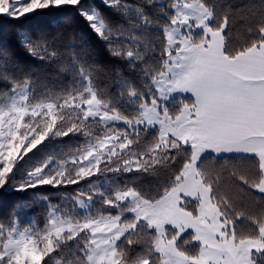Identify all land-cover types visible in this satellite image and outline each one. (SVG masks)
Masks as SVG:
<instances>
[{
    "label": "snow or ice",
    "instance_id": "6c2138e0",
    "mask_svg": "<svg viewBox=\"0 0 264 264\" xmlns=\"http://www.w3.org/2000/svg\"><path fill=\"white\" fill-rule=\"evenodd\" d=\"M100 3L121 21L94 0H0L16 23L74 8L135 76L89 63L83 36L61 51L47 34L18 29L28 56L68 76L53 88L0 43V191L34 193L0 221V264H264V0ZM70 135L79 142L23 167ZM169 168L156 195L128 179ZM226 181L258 195V212L238 207ZM45 186L55 200L36 193ZM36 206L43 226L21 224Z\"/></svg>",
    "mask_w": 264,
    "mask_h": 264
},
{
    "label": "trees",
    "instance_id": "16d2710c",
    "mask_svg": "<svg viewBox=\"0 0 264 264\" xmlns=\"http://www.w3.org/2000/svg\"><path fill=\"white\" fill-rule=\"evenodd\" d=\"M96 5L100 8L105 17L113 23L121 21V18L117 16L111 9L104 8L100 3V0H94ZM135 3L136 0H131ZM212 2V0H210ZM219 2L225 5H232L233 8L243 7L250 3V0H219ZM68 14L72 16V23L69 26H65L63 23H57L56 21L59 17ZM23 28L26 31L32 32L36 35L41 33L47 34L50 38L55 39V44L60 48L61 51L66 49L70 39L75 36L77 40L83 36V42L86 47L91 49L90 54L87 56V61L89 63H95L101 65L109 73H113L116 68L121 69L125 75L129 76L131 79H135L134 74H131L127 70V64L124 61L115 59L111 57L105 49V45L100 41L94 33L88 28L87 23L76 14V11L72 7L64 8L60 12H49L44 13L36 17H28L19 23L10 21L8 17L0 14V43L6 44L13 52L14 58L20 64L23 65L25 70L34 69L35 75L38 77V83L40 81H46L47 85L53 88L60 87L65 81H67L68 76L66 74L60 73L57 69L50 63L41 61L39 59L32 58L16 43L15 33L18 29ZM240 33L239 26L234 32V40L238 38ZM152 37L156 35L153 31L150 34ZM67 57H64L61 63H65ZM9 71H12L9 68ZM109 77L106 75L101 76V84L107 83ZM8 85L0 80V90L6 89ZM80 137L69 136L61 138L55 141L45 142L43 146H39V150H34L26 158L23 167H30L33 164L42 162L47 155L51 153H58L62 149H67L68 146H74L78 143ZM223 160L220 161L222 163ZM233 163L241 165V162L233 160ZM210 163H215V161H210ZM178 167V165H177ZM242 170L246 169L247 164L241 165ZM174 169L169 168L161 170L158 175H141L138 177L129 176V180H135V186L148 193L149 195H156L158 192L162 191L163 186L167 183L169 177L172 175ZM83 186V182L82 185ZM225 189L229 194L236 200L238 207L247 209L249 212H258L257 204L259 202V197L256 194H251L248 192H241L239 188L229 185L226 181ZM61 192H73L75 191V186H70L67 189H61ZM37 194H48L53 197V200L57 198V193L54 189L50 187H43L36 190ZM34 193L29 191L27 193H20L14 191H0V221L7 222L12 217L10 213L13 211V206L27 198L33 196ZM30 218H34L39 226H43L44 223V213L42 206H36L29 212H23L20 214L21 224L27 223Z\"/></svg>",
    "mask_w": 264,
    "mask_h": 264
}]
</instances>
